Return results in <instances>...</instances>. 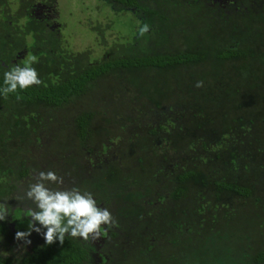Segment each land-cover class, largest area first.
I'll list each match as a JSON object with an SVG mask.
<instances>
[{"label": "trees", "instance_id": "obj_1", "mask_svg": "<svg viewBox=\"0 0 264 264\" xmlns=\"http://www.w3.org/2000/svg\"><path fill=\"white\" fill-rule=\"evenodd\" d=\"M54 1L0 0V78L6 68L23 66L28 56H35L37 62L32 66L42 80L41 85L0 96V203L7 204L11 215L0 222V264H128L125 258L130 257L138 264H152L148 251L176 241L159 228L160 214L168 216L160 209L163 195L173 203L194 189L204 192L198 193L203 199L209 195L213 206L233 200L259 202L253 177L255 173L260 176L264 188V91L258 85L264 83V77L255 83L257 76H252L246 87L240 71L249 67L254 74L255 68L264 66V51L254 42L256 26L264 28V0H223V4L214 0H100L114 11L140 16L143 23L160 21L161 27L149 33L158 39L155 50L133 51L128 45L132 51L118 50L98 59L91 57L90 50H72L60 28L52 27L44 17L41 7L50 8ZM181 2L191 17L179 18L174 25L194 32L201 24L196 30L199 39L168 51L163 30L168 28L169 9L173 6L176 11ZM145 38H149L147 32ZM187 70L193 71L186 76ZM105 79L111 82L107 97L114 95L118 85L123 94L131 90L128 95L149 104L145 109L154 119L148 118V128L143 131L148 140L140 150L144 158L134 160L139 169L136 174H122L131 162L129 152H121L129 160L123 166L120 153L113 152L106 162L96 155L97 146L89 145L112 124V102H103L101 119L90 108L74 107L87 102L96 89L101 92ZM196 81L202 86L195 87ZM256 105L257 113L253 112ZM71 108L73 113L66 114ZM67 126L80 142L69 161L65 153H55L51 144L52 134ZM178 139L186 140L187 151L181 154L174 148ZM108 146L102 143L100 152ZM150 156L155 158V169L147 174L144 163ZM38 170L57 172L64 188L75 185L84 190L82 182H89L96 188L93 195L100 206L116 201L136 205L141 220L157 221L159 227H147L136 238L121 228L127 244L114 246L119 260L102 257L103 237L84 241L66 235L63 244L47 245L41 235L32 232L31 242L23 245L13 236L27 228L30 217L26 218V209L33 205L22 198ZM109 187H115L113 193L108 192ZM118 187L127 194L117 193ZM133 199L135 203H131ZM122 213L120 210L119 215ZM250 263L264 264V247Z\"/></svg>", "mask_w": 264, "mask_h": 264}, {"label": "rangeland", "instance_id": "obj_2", "mask_svg": "<svg viewBox=\"0 0 264 264\" xmlns=\"http://www.w3.org/2000/svg\"><path fill=\"white\" fill-rule=\"evenodd\" d=\"M214 1L221 2L220 4L224 3L223 0ZM183 4L181 2V7H177L176 11H174L173 6L169 9L168 28L165 31L163 30L162 35L167 45L169 44L167 46L168 51L187 47L188 41L191 42L193 38L194 41L199 39L196 30L201 27V24H197V29L193 30L194 32L184 26L174 25L179 18L183 20L185 17L187 19L191 17L189 9H186ZM41 9L45 11L44 17L51 22L52 27L60 28V31L64 34V39L69 43L72 50L76 52L90 50L91 57L95 59L113 54L118 50L153 51L158 47L156 45L158 39L150 34L156 31L155 27L158 30L160 29V21L148 22L149 31L147 33L150 39L145 38L146 33L142 36L137 33V28L144 22V19L127 11H114L100 0H55L50 8L41 7ZM259 25L254 30L257 33L254 42L256 45L261 46V50L264 51V28ZM213 39L216 40L214 37ZM223 39H225V36ZM209 41L211 43V40ZM212 45L216 46L213 42ZM260 67L259 69L255 68L256 73L254 74L249 67L240 71V77L244 79L246 87L247 83L252 82L254 79L252 76H257L258 80L255 83H258L264 77V66ZM192 71L187 70L185 75L188 76L187 74L192 73ZM103 83L101 92L96 89L89 98L86 97L87 102L80 106L81 102L74 105V107L77 106L76 109L80 108V110L90 108L96 113L97 118L101 119L100 112L104 111L102 108L103 102H112L114 106L111 105L110 113L108 112L111 118H108L110 116L106 115L107 112L104 117L110 121L114 117V120L111 121L112 124L107 126V132L101 131L98 135L99 138L91 139L89 145H96V155L102 160L106 159V162L109 158L111 161L113 152L120 153V155L121 152H129L126 155L131 162L123 167L122 174L126 176L132 173L136 174L139 169H136L137 165H135L134 160L144 158L140 150L148 140V136L143 131L148 128L146 127L149 124L148 118L154 120L151 119V116L148 117L149 111L145 109L149 107V104L143 105L140 101H136L133 95H128L131 90L123 94L119 85L114 92L117 97L114 99L112 94L111 97H107V87L111 85V82L105 79ZM258 85L260 87L259 91L263 92L264 83H258ZM109 98H112V100ZM253 108V112L257 113L259 105ZM70 113H73V108L68 110L66 114L70 115ZM126 116L136 121L130 122L125 118ZM131 124L132 126H130ZM100 125L104 128V124L100 123ZM124 126L126 129L123 128ZM161 135L165 136V134ZM180 136H182V133ZM52 137L51 144L55 153H65V160L69 161L71 154L78 151L77 148H79L80 142L74 136L73 129H70V126L57 130L52 134ZM114 139H117V143H114ZM119 141H121L120 145H118ZM102 143L109 144V146L103 148L105 151L100 152ZM149 145L148 142L147 146ZM186 146L185 139H178L174 143L175 150L180 154L184 150L187 151ZM144 155L146 154L144 153ZM154 159L153 156H150V158H147L148 162L145 161L144 163L147 174L153 173L155 169ZM127 161L129 160L121 155L120 162L123 166ZM70 163L72 165V161ZM92 164H96L94 159H92ZM253 180L257 188L256 195L260 199L259 202H254L252 199L246 201L233 200L224 206H213L209 195H206L203 199L200 195L204 192L194 189L188 191L186 196L173 201V203L168 202L166 196L163 195L162 197L165 200L160 209L162 214L165 213L168 216L164 217L160 214L161 218L158 220L161 223L160 227L157 221L155 223L146 219L141 220V209L138 211L136 205L132 206L130 204L129 207V205L126 206L125 203L118 201L114 202V205L109 203L108 208L115 218L116 224L108 230L106 235L102 236V242L105 244L102 257L107 260L118 259V256L116 257L113 252L114 246L116 243L122 246L127 244L126 235L121 232V228H124L128 234L130 232L132 238H136L147 227L152 228V230L159 227L169 235V239L176 241L170 242L169 247L163 246L162 249L159 247L156 250H147L149 258H153L152 264H252L250 258L264 247V188L262 178L260 176L257 178L256 173ZM93 182L96 183L97 181L93 180ZM82 184H84V190L92 193L96 192V188L89 186L92 185L91 183L83 181ZM113 189L115 187H109L108 192L113 193ZM121 192L124 195L127 194L125 189L118 187L117 193ZM199 192H201L200 195H198ZM118 198L120 197L116 196V199ZM131 203H135V200L133 199ZM120 210L125 214L126 219H124L123 213L119 215ZM19 225H24V223ZM16 227L19 228L18 225ZM147 233H151L150 229H147ZM182 258L184 260L180 261ZM125 263L138 264L133 257L125 258Z\"/></svg>", "mask_w": 264, "mask_h": 264}, {"label": "clouds", "instance_id": "obj_3", "mask_svg": "<svg viewBox=\"0 0 264 264\" xmlns=\"http://www.w3.org/2000/svg\"><path fill=\"white\" fill-rule=\"evenodd\" d=\"M149 31L147 23L137 28L138 35ZM36 57L28 56L23 66L13 64L6 68L0 78V96L16 93L34 85H41L42 80L35 67ZM195 87H201L202 82L196 81ZM63 177L54 170H38L28 183L22 199L31 202L33 207L26 209L27 228L14 232V240L29 244L32 232L41 235L44 244L53 242L61 245L65 236L88 241L96 240L106 235L115 226L116 220L108 207L100 206L91 191L82 190L73 185L60 187ZM6 216H11L6 203H0V222Z\"/></svg>", "mask_w": 264, "mask_h": 264}]
</instances>
